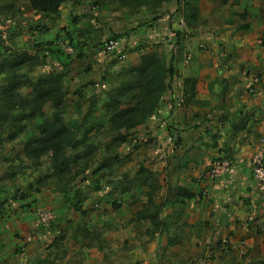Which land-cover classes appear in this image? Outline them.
Here are the masks:
<instances>
[{"label": "crops", "instance_id": "0c3cea01", "mask_svg": "<svg viewBox=\"0 0 264 264\" xmlns=\"http://www.w3.org/2000/svg\"><path fill=\"white\" fill-rule=\"evenodd\" d=\"M103 1L67 0L49 13L33 10L25 0L26 11L19 16L31 28L25 38L27 51L36 54L31 48L59 37L66 26L72 39L84 40L79 56L71 58L76 81L97 79L118 60L125 67L135 66L142 53L157 51L183 81L196 79L195 91L182 106L169 100L167 91L150 118L134 128L147 140V152H134L132 158L150 162L148 172L157 175V186L137 179L129 200L121 195L116 208L103 206L109 212L100 211L99 219L90 213L75 217L62 203L58 223L70 234L75 228L72 236L68 233L73 250L62 256L67 254V264H75V256L82 260L77 264H247L249 257L261 259L264 184L254 179L252 158L264 138V0H170L152 19L148 10L130 13L115 3L104 7ZM85 12L89 20L83 18ZM94 14L101 20L92 18ZM110 33H122L126 40L123 59L102 50ZM61 53L59 59L67 56ZM255 76L260 80L252 93ZM104 80L105 86L111 82ZM88 85L85 90L90 92L93 84ZM154 144L158 151H149ZM223 156L233 160L231 170L210 179L212 160ZM141 171L134 173L140 177ZM9 225L25 234L34 227ZM81 225L92 233L82 234ZM13 229L2 236L10 245H0V264L13 244H23Z\"/></svg>", "mask_w": 264, "mask_h": 264}, {"label": "rangeland", "instance_id": "374dc122", "mask_svg": "<svg viewBox=\"0 0 264 264\" xmlns=\"http://www.w3.org/2000/svg\"><path fill=\"white\" fill-rule=\"evenodd\" d=\"M93 3L91 4L93 5ZM113 3L119 5L116 0L103 1L104 7L108 4L113 6ZM26 4L25 0H0V89L8 84L9 76H11L10 66L6 64L3 67V64L7 59L19 55L29 54L31 56L30 59L24 62L22 67L16 70L17 75L24 80L18 90L19 95L23 98L30 97L32 92L31 86L25 81V78L36 81L39 78L48 76L53 71L62 72L65 92L64 116L70 126L75 128L79 136L85 141V145L78 149L79 152L82 153L83 150L87 149L90 150L91 155L73 161L71 172L65 177L64 181L58 183L55 178L50 176L52 164L49 155H44L39 159H31L24 154L25 142L38 132L36 124L40 122V117L32 122L26 119L16 121L17 125L25 124V128L15 139L10 138V123H5L6 131L0 136V199L5 203L4 211L0 214L2 222L0 224V245H10L6 243V238L2 237L7 232L11 233L13 229L9 222H12L13 225L16 224L15 226L18 227H25L27 224H32L34 227L33 232L28 234L19 232V229L15 231L13 229L14 238H18L19 242H23L24 245L13 244L9 255L3 259L2 264H67V254L65 256H62V254L72 252L74 244L70 243L72 237L68 236V233L70 234L68 228L58 223L57 210L62 208V203L69 208L67 210L65 206L64 209L68 213H73L75 217L81 218L84 214L90 213L99 219L101 216L100 211L109 212L104 207L109 204L113 207L119 205L121 195L122 197L123 195L124 197L130 196L131 186L138 183L137 179L142 178L146 182L148 181L152 187H155V185H158V178L153 171H150L149 174L148 165L150 162L140 164L141 161L135 159L136 157L132 158L134 152L135 155L147 152V140L144 139L142 131L131 129L127 133V141L120 142L119 139H115L117 132L108 130L111 124L108 117L100 109L111 86H114L116 82L118 83L120 72L128 67L124 66L123 61L118 60L120 64L112 62L110 67L103 68L98 78L91 80L94 83L89 80L85 82L76 81L75 76L71 73L74 66L71 58L81 51V48H83L81 43L84 40L81 42L72 39L67 34L68 27L66 26L62 30L64 33L60 34L59 37L56 36L54 40L48 43L45 41L37 43L36 50L31 48V50L36 51V54L35 52L29 53L30 49L27 51L25 38L31 28L27 29L23 25L24 19L21 17V12L26 11ZM160 8H154L150 4L137 5V7L128 9L130 13L148 10L147 18L152 19L157 16L156 12L161 10ZM90 16L88 12L83 14V18L87 20ZM92 18L101 20L95 14ZM5 33L6 37H4ZM121 35L122 33H110L107 38H118ZM60 38L75 44L76 53L66 54L68 58L64 56L59 59L58 56L61 52L56 40ZM260 39L264 41V34L260 36ZM33 40L36 41L37 39ZM129 43L131 45L130 41ZM40 44L43 46L42 48H40ZM55 58L61 64L57 61L53 62L56 60ZM67 59H70L69 63H66ZM116 64L117 67L113 71ZM38 66H42L44 70L38 69ZM82 66L86 67L85 64ZM112 72H115V74L112 75ZM40 73L46 75L38 77L37 75ZM106 78L109 79V82L111 81V85L106 83L105 86L103 80ZM97 82L100 85H96ZM85 84L86 88H83L82 85ZM88 84H93L90 86L93 90L90 89V92L85 90L89 89L87 88L89 87ZM84 92L85 95H82ZM93 97H99L95 105V114L90 113L89 110L91 102L94 100ZM44 110L47 115H51L55 107L48 102L44 106ZM18 116L21 117V113ZM16 118L17 116H14V119ZM149 147V151H158L157 144L149 145ZM140 167L144 171H141V176L138 177L134 171L139 170ZM65 183H67L66 193L59 188L60 185L64 187ZM127 200H129V197ZM78 204H80V207L86 206V208H77ZM47 208L55 212L56 217L49 224H44L41 222L38 212ZM84 216L88 217V215ZM6 224L12 229L9 226L7 227ZM81 226L80 231L82 234L86 235L91 232L87 231L84 225ZM71 232L70 235L72 236L75 233L74 227ZM29 235L32 239L27 241L26 237ZM2 240H4V243H1ZM73 255L71 254V256ZM75 258H73L75 264L82 263L80 257L75 256ZM247 264H264V257H261V259L254 256L249 257Z\"/></svg>", "mask_w": 264, "mask_h": 264}, {"label": "trees", "instance_id": "16d2710c", "mask_svg": "<svg viewBox=\"0 0 264 264\" xmlns=\"http://www.w3.org/2000/svg\"><path fill=\"white\" fill-rule=\"evenodd\" d=\"M65 1L67 0H30V5L37 12L55 13ZM169 1L116 0L120 7L131 9L137 5L150 4L159 9ZM59 51L65 54L60 47ZM117 55L120 57V54ZM30 58L29 54H23L9 58L3 64V67L6 64L10 66L11 76H9L8 84L0 89V136L6 131L5 123H10V138L15 139L25 128V124L17 125L16 121L26 119L32 122L40 117V122L36 124L38 132L25 142L24 154L31 159L49 155L52 164L50 176L61 183L71 172V163L80 158L89 157L91 153L87 149L82 153L79 152L78 149L85 145V141L64 116L65 92L62 72L53 71L36 81L25 78L31 86V96L23 98L19 95L18 90L24 80L17 75L16 70ZM175 72L173 64L157 51L142 53L139 64L120 72L118 83L110 88L101 106L102 112L111 124L108 130L117 132L115 139H119L120 142L127 141L128 131L150 118L168 91L171 80L177 76ZM183 82L186 102H188L195 91L196 79L188 77ZM93 99L89 108L90 113H93L97 102L95 97ZM48 102L55 107L51 115H47L44 110ZM20 113L21 117L18 116ZM14 116L17 118L14 119ZM74 151H76L75 154H73ZM66 185L67 183L64 187L59 186L64 193L67 192ZM4 205V201L0 199V214L4 211ZM77 208L82 209L80 204Z\"/></svg>", "mask_w": 264, "mask_h": 264}, {"label": "built area", "instance_id": "2783aa9c", "mask_svg": "<svg viewBox=\"0 0 264 264\" xmlns=\"http://www.w3.org/2000/svg\"><path fill=\"white\" fill-rule=\"evenodd\" d=\"M6 37V33L4 35ZM56 44L58 47L62 48L65 54H75L76 45L71 44L68 40L63 38L57 39ZM128 45L126 40L123 37H109L103 41L102 50L105 53H113L116 52L120 54V58L126 57V49ZM191 59V55L188 54L186 56V62L188 63ZM260 78L255 76L252 78V84L249 88V91L252 93L256 92L255 85L259 82ZM183 80L179 76H175L170 83V87L168 88L169 100L174 101L177 105H184L186 103V94L184 92V84ZM233 160L230 157H219L212 160L210 168H209V178L214 180L219 178L220 176L229 172L232 168ZM252 168L254 179L260 184H264V138H262V146L255 152L252 158ZM38 216L42 223L49 224L52 222L56 214L50 208L45 210H40L38 212ZM27 241L31 240L32 237L29 235L26 237Z\"/></svg>", "mask_w": 264, "mask_h": 264}]
</instances>
